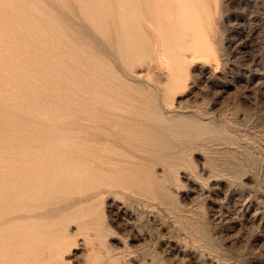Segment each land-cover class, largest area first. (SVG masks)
<instances>
[{
    "label": "rangeland",
    "instance_id": "rangeland-1",
    "mask_svg": "<svg viewBox=\"0 0 264 264\" xmlns=\"http://www.w3.org/2000/svg\"><path fill=\"white\" fill-rule=\"evenodd\" d=\"M0 16V264H264V0Z\"/></svg>",
    "mask_w": 264,
    "mask_h": 264
},
{
    "label": "bare ground",
    "instance_id": "bare-ground-1",
    "mask_svg": "<svg viewBox=\"0 0 264 264\" xmlns=\"http://www.w3.org/2000/svg\"><path fill=\"white\" fill-rule=\"evenodd\" d=\"M7 1H8V0H7ZM35 1H36V0H35ZM79 1H80V0H79ZM85 1H86V0H85ZM5 2H6V0H5ZM12 3H13V2H12ZM23 3H24V2H23ZM93 3H94V1H93ZM21 4H22V3H21ZM22 6L24 7L23 4H22ZM5 7H6V6H5ZM30 7H31V6H30ZM35 7H36V6H35ZM136 7H137V6H136ZM85 8H86V7H85ZM148 8H149V7H148ZM23 9L26 10V8H23ZM31 9H32V8H31ZM95 9H96V8H95ZM39 11H40V10H39ZM129 11H130V10H129ZM87 12H88V11H87ZM37 13H38V11H37ZM39 13H40V12H39ZM29 14H30V13H29ZM4 15H5V14H4ZM7 15H8V14H7ZM11 15H12V14H11ZM39 15H40V14H39ZM23 16H24V15H23ZM30 16H31V15H30ZM32 16H34V15H32ZM35 16H36V15H35ZM43 16H44V15H43ZM127 16H128V15H127ZM0 17H1V16H0ZM36 17H37V16H36ZM10 18H11V17H10ZM40 18H41V17H40ZM6 19H7V18H6ZM19 19H20V18H19ZM26 19H27V18H26ZM35 19H37V18H35ZM41 19H42V18H41ZM15 20H16V19H15ZM29 20H30V18H29ZM43 20H44V19H43ZM21 22H22V21H21ZM26 22H27V21H26ZM40 22H41V21H40ZM17 23H18V22H17ZM52 23H53V22H52ZM22 24H23V23H22ZM30 24H31V23H30ZM41 24H43V23L41 22ZM47 24H48V23H47ZM139 24H140V23H139ZM152 24H153V23H152ZM139 26H140V25H139ZM4 27H5V26H4ZM37 27H38V26H37ZM16 28H17V27H16ZM27 28H28V27H27ZM132 29H133V28H132ZM23 30H24V28H23ZM40 30H41V29H40ZM142 32H143V31H142ZM142 32H141V33H142ZM36 33H37V32H36ZM39 33H41V32H39ZM145 33H146V31H145ZM24 34H25V33H24ZM146 34H147V33H146ZM1 35H2V34H1ZM32 35H33V34H32ZM24 36H25V35H24ZM38 36H39V35H38ZM42 36H43V35H42ZM44 37H45V36H44ZM135 37H136V36H135ZM146 37H147V36H146ZM148 37H149V36H148ZM38 38H39V37H38ZM150 38H151V37H150ZM41 39H42V38H41ZM147 39H148V41H149V38H147ZM151 39H152V38H151ZM27 40H28V39H27ZM37 41H38V40H37ZM40 41H41V40H40ZM153 41H154V40H153ZM151 42H152V41H151ZM38 43H39V42H38ZM64 43H65V42H64ZM152 43H153V42H152ZM152 43H151V44H152ZM145 44H146V43H145ZM149 44H150V43H149ZM151 44H150V45H151ZM154 45H156V44H153V46H154ZM156 46H157V45H156ZM47 47H48V46H47ZM141 48H142V47H141ZM149 48H150V47H149ZM142 50H143V49H142ZM150 51H151V50H150ZM153 51H154V50H153ZM153 51H152V52H153ZM152 52H151V53H152ZM0 54H1V53H0ZM81 54H82V52H81ZM147 55H148V54H147ZM71 57L73 58V56H71ZM72 58H71V59H72ZM73 60L75 61V57H74ZM53 62H54V61H53ZM49 65H50V64H49ZM52 65H53V64H52ZM57 65H58V64H57ZM55 66H56V65H55ZM4 68H5V67H4ZM53 68H54V66H53ZM169 68H170V67H169ZM6 69H7V68H6ZM50 69H51V68H50ZM59 69H60V68H59ZM53 70H54V69H53ZM61 70H62V69H61ZM63 70H64V69H63ZM63 70H62V71H63ZM51 71H52V70H51ZM59 71H60V70H59ZM59 71H58V73H59ZM6 72H7V71H6ZM34 72H35V71H34ZM53 72H54V71H53ZM96 75H97V74H96ZM95 78H96V77H95ZM64 81H65V80H64ZM96 81H97V80H96ZM53 82H55V81H53ZM57 82H58V81H57ZM94 82H95V81H94ZM99 82H100V81H99ZM12 83H13V82H12ZM100 83H101V82H100ZM48 84H49V83H48ZM50 84H51V83H50ZM52 84H53V83H52ZM56 84H57V83H56ZM96 84H97V83H96ZM53 85H54V84H53ZM53 85H52V86H53ZM46 86H49V87L52 88L51 85H47V84H46ZM42 87H43V86H42ZM54 87H55V86H54ZM101 87H102V86H101ZM103 87H104V86H103ZM31 88H32V87H31ZM34 88H35V87H34ZM51 88H50V90H51ZM29 89H30V88H29ZM36 89H37V88H36ZM39 89H41V88H39ZM43 89H44V88H43ZM45 89H46V88H45ZM57 89H58V87H57ZM57 89H55V90L57 91ZM37 90H38V89H37ZM52 90H53V89H52ZM52 90H51V91H52ZM2 93H3V91L1 92V94H2ZM5 93H6V92H5ZM5 93H4V94H5ZM82 94H83V93H82ZM94 94H96V93H94ZM99 94H100V93H99ZM83 95H84V94H83ZM86 95H87V94H86ZM96 95H97V94H96ZM100 96H101V95H100ZM83 97H85V96H83ZM91 97H92V96H91ZM102 97H103V96H102ZM93 98H94V97H93ZM103 98H105V97H103ZM94 99H95V98H94ZM0 101H1L0 103H3V102H2V99H1ZM103 106H105V104H103ZM110 106H111V105H110ZM105 107H106V106H105ZM107 108H108V107H107ZM99 109H100V108H99ZM102 109H104V108H102ZM105 110H106V109H105ZM107 110H109V109H107ZM108 112H109V111H108ZM96 115H97V114H96ZM4 116H5V115H4ZM97 117H98V116H97ZM76 118H77V117H76ZM91 118H92V117H91ZM94 118H95V117H94ZM146 118H149V116H147ZM95 119H97V118H95ZM98 119H99V118H98ZM101 119H102V118H101ZM153 119H154V118H153ZM87 120H88V119H87ZM85 121H86V120H85ZM88 122L90 123L89 120H88ZM99 122H100V119H99ZM96 123H98V122H96ZM79 124H80V125H83V123H82V124L79 123ZM86 124H87V123H86ZM86 124H85V125H86ZM94 124H95V123H94ZM80 125H79V126H80ZM95 125H96V124H95ZM87 126H89V125L87 124ZM103 126H105V125H103ZM106 126H107V125H106ZM80 128H81V127H80ZM104 128H105V127H104ZM68 129H69V128H68ZM180 129H181V128H180ZM59 131H60V130H59ZM77 131H78V130H77ZM58 133H59V132H58ZM63 133H65V132H63ZM63 133H62V134H63ZM73 133H74V132H73ZM75 134H76V133H75ZM58 135H59V134H58ZM59 136H60V135H59ZM59 136H58V137H59ZM65 136H66V135H65ZM62 137H63V136H62ZM73 140H74V139H73ZM71 143H72V142H71ZM71 145H73V144H71ZM80 145H81V144H80ZM28 147H29V146H28ZM32 147H33V146H32ZM29 148H30V147H29ZM36 150H37V149H36ZM64 152H65V151H64ZM80 161H81V160H80ZM103 177H104V176H103ZM2 211H3V210H2Z\"/></svg>",
    "mask_w": 264,
    "mask_h": 264
}]
</instances>
